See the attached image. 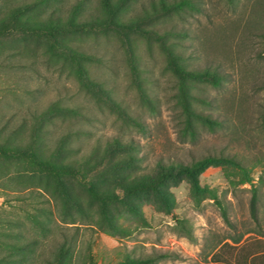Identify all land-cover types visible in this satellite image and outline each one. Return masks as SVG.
<instances>
[{
  "label": "rangeland",
  "instance_id": "1",
  "mask_svg": "<svg viewBox=\"0 0 264 264\" xmlns=\"http://www.w3.org/2000/svg\"><path fill=\"white\" fill-rule=\"evenodd\" d=\"M76 1L61 0L62 13ZM85 1L83 19L98 4ZM158 1H128L125 19L142 16ZM192 1L194 7L177 12L158 10L142 26L162 35L187 69L209 68L222 76L217 86L191 82L192 108L217 122L210 128L194 121V135L184 132L177 78L155 36L97 27L76 36L72 44L90 58L80 76L65 66L40 67V75L0 66V130L7 124L0 141L10 131V113L19 121L56 104L42 152L78 170L61 179L77 194L85 216L76 214V223H62L59 206L43 191L50 198H42L41 205L52 210V231L41 237L38 264L52 258L61 233L76 235L73 264H123L127 255L153 253L168 256L150 264H264V0ZM10 86L17 92L11 93ZM115 138L136 147L137 166L123 170L130 176L151 175L159 162L187 164L206 155L232 157L235 163L204 168L196 178L200 190L185 175H176L167 182L169 210L150 192L131 196L125 204L104 205L84 184L110 188L117 182L107 168L118 156L116 150L107 151ZM10 181V174L0 177V242L10 241V230L35 233L27 211L34 210L37 198L18 200L11 192L18 186ZM104 214L114 224L101 219ZM177 219L185 220L191 239L178 231Z\"/></svg>",
  "mask_w": 264,
  "mask_h": 264
},
{
  "label": "trees",
  "instance_id": "2",
  "mask_svg": "<svg viewBox=\"0 0 264 264\" xmlns=\"http://www.w3.org/2000/svg\"><path fill=\"white\" fill-rule=\"evenodd\" d=\"M61 0H0V66L14 72L17 69H31L40 75V67L47 70L56 66L69 68L75 76L83 72V62L89 61V56L80 51L72 43L76 36L84 32L95 30L114 29L123 33H138L145 36L159 38L166 52L168 63L178 82V102L184 113V132L195 133L194 121L201 122L213 128L217 122L208 115L196 112L190 102V86L193 81H208L217 86L222 76L215 70L187 69L184 61L171 46L165 44L162 35L153 28H144L142 24L160 13L177 12L185 7H194L192 0H159L157 6L151 5V11L146 10L142 16L125 19V4L131 0H98L95 12L83 19L85 0H77L70 8L62 13ZM60 3V4H58ZM16 86H10V92H17ZM57 105L51 104L45 110L31 113L30 118L22 116L16 120V113H10V131L0 141V177L10 174V182L15 183V197L24 199L37 198L33 211H27L35 233L24 235L21 230H10V241L0 242V264H38L39 249L42 245L41 237L52 231V210L41 203L53 199L59 206V220L64 224L76 223V214L82 211V204L72 188L62 181L61 176L77 175L78 170L71 164H65L43 154L46 125L56 112ZM9 122V119L6 121ZM5 123L0 130L6 128ZM261 127L264 135V108L261 115ZM28 141L25 138L26 131ZM118 151V156L107 167L118 180L110 188H100L94 182L87 181L84 186L89 194L106 205L107 202L128 203L131 196L152 193L161 200L163 206L169 210L171 196L167 190V182L178 174H183L191 180L193 188L200 190L197 184V175L210 165L222 162H232V157L206 155L191 163H158L155 173L130 176L123 172L124 168L137 166L138 157L136 147L132 142L122 143L115 138L107 147L108 153ZM10 162V164H8ZM237 164V163H236ZM10 165V171H9ZM34 167L45 175L35 172ZM122 174H121V173ZM28 181V182H26ZM30 184L26 186V184ZM35 184V190L33 187ZM60 188L61 190H58ZM27 190L26 196H21V190ZM43 191L51 197H45ZM42 198H44L42 200ZM49 198V199H48ZM223 218L228 221L226 209L220 201H216ZM255 206V193L252 194L251 208ZM76 209V213L73 211ZM108 224L113 221L106 215L100 217ZM102 221V220H101ZM178 231L188 238H192L191 229L185 220L177 219ZM57 226L60 224L57 223ZM37 232V234H36ZM9 233L5 232V235ZM62 241L52 252V258L47 264H73L75 254L76 235L70 238L66 233ZM168 256L167 253H153L145 256L127 255L123 264H150ZM214 258H217L215 253Z\"/></svg>",
  "mask_w": 264,
  "mask_h": 264
}]
</instances>
